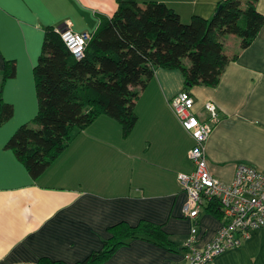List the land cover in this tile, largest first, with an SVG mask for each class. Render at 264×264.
<instances>
[{
	"label": "crops",
	"instance_id": "crops-1",
	"mask_svg": "<svg viewBox=\"0 0 264 264\" xmlns=\"http://www.w3.org/2000/svg\"><path fill=\"white\" fill-rule=\"evenodd\" d=\"M144 3L149 0H138ZM176 10L184 22L210 18L220 0H157ZM118 8L117 0H0V107H13L0 124V264H40L43 258L75 264L102 248L116 222L149 221L168 235L173 248L137 237L98 264H182L183 244L193 221L184 214L187 192L178 179L190 172L194 144L170 105L185 88L179 68L159 66L136 100L138 119L129 133L106 113L75 131L64 150L36 178L7 141L38 112L35 65L47 27L70 23L90 36ZM264 14V0L257 1ZM224 49L237 53L215 85L188 89L195 110L208 118L205 103L216 104L219 120L206 143L208 167L225 182L237 164L264 169V23L250 45L228 34ZM15 73L2 81L6 62ZM208 207V206H207ZM203 208L197 218L198 245L211 242L221 214ZM211 264H264V227Z\"/></svg>",
	"mask_w": 264,
	"mask_h": 264
},
{
	"label": "trees",
	"instance_id": "trees-1",
	"mask_svg": "<svg viewBox=\"0 0 264 264\" xmlns=\"http://www.w3.org/2000/svg\"><path fill=\"white\" fill-rule=\"evenodd\" d=\"M117 1L116 12L91 35L81 58L54 26L45 31L34 68L38 112L7 141L34 178L64 150L75 131L102 113L120 120L129 133L138 119V95L157 67L181 69L186 89L215 85L226 64L238 55L225 52L226 36L237 35L240 48H245L264 23L258 0H220L210 18L194 15L189 22L163 1ZM14 73L15 63L8 60L2 81ZM12 114V105L1 100L0 124ZM207 208L221 214L215 201ZM109 232L102 248L75 264H98L137 237L173 248L166 232L149 221H119ZM40 264L67 263L43 258Z\"/></svg>",
	"mask_w": 264,
	"mask_h": 264
},
{
	"label": "built area",
	"instance_id": "built-area-1",
	"mask_svg": "<svg viewBox=\"0 0 264 264\" xmlns=\"http://www.w3.org/2000/svg\"><path fill=\"white\" fill-rule=\"evenodd\" d=\"M56 30L71 52L81 58L91 36L75 31L70 23ZM170 105L195 141L188 151L193 169L178 174L180 184L187 192L183 211L193 221L182 247V264H211L218 255L240 246L256 229L264 227V169L242 161L237 164L231 182L214 176L208 167L206 143L220 118L216 104L206 102L208 118L201 119L195 110L193 94L183 88L172 97ZM214 201L220 207L221 226L213 240L200 247L197 218L201 210Z\"/></svg>",
	"mask_w": 264,
	"mask_h": 264
}]
</instances>
